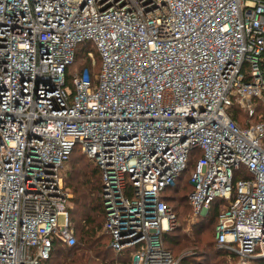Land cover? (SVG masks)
I'll return each mask as SVG.
<instances>
[{
	"label": "built area",
	"instance_id": "2783aa9c",
	"mask_svg": "<svg viewBox=\"0 0 264 264\" xmlns=\"http://www.w3.org/2000/svg\"><path fill=\"white\" fill-rule=\"evenodd\" d=\"M82 43L99 71L68 78ZM261 100L264 0H0V264L76 244L62 169L78 149L102 173L109 246L131 264H181L164 194L192 156L194 215L222 200L218 246L263 258L264 118L230 113L255 117Z\"/></svg>",
	"mask_w": 264,
	"mask_h": 264
},
{
	"label": "trees",
	"instance_id": "16d2710c",
	"mask_svg": "<svg viewBox=\"0 0 264 264\" xmlns=\"http://www.w3.org/2000/svg\"><path fill=\"white\" fill-rule=\"evenodd\" d=\"M88 51L94 52L95 55L94 64L92 63L93 59L87 56ZM83 68H88L90 70L91 76H93L94 78L96 77L100 68L99 54L91 43H82L78 45L76 49V58L74 64L68 69V78L72 72ZM241 111H243V109H241L237 105H234L230 110L232 118L236 120L238 124L240 123L239 115ZM243 113L245 116L244 118L246 119L247 117V120H244L243 124L242 123L239 124L242 127H246L251 123L258 121L259 116L264 118V100H261L259 102L257 106V115L255 117L250 118L248 114L245 113V111H243ZM73 156L85 157L90 163L94 165V167L90 166L89 163L82 165V169L78 177L79 179L77 185L76 187L73 188V190L74 193L76 194L75 202L76 203L81 202L82 205L87 204L91 206V210L95 211L96 215L95 217L92 218L88 217L87 223H85L80 227L79 239L77 232L75 230L77 242L74 246L70 247L60 242L59 240H55L50 255L44 261V264H74L78 259H83V258L85 262L88 261L90 263L93 262L95 259H99L100 254H102V250L100 251L101 241H100V235H98V232H100L99 230L102 231L101 236H103L105 239L103 243L105 248L104 252L105 253L111 252L113 254L115 253L114 258L112 259H107L106 256L108 255L104 254V257L102 258L100 264H131V252L127 251V252L118 253L115 250H113L109 246L110 237L103 229L106 213L102 202V173L100 169L90 158H88L79 149L75 150L70 156V158ZM196 159H197L196 156H192L190 158L188 168L181 173L175 186L167 190L164 194V200L173 208L178 218L177 226L174 229L167 231L163 234L164 244L166 248H168L174 254L175 257L180 258L181 264H187V260L185 258L177 256L174 250L169 246V244L172 245L180 244L181 242L180 235L177 234L178 232L177 228L179 225V215H180L179 208H183L182 213H184V217L188 216L187 213H189V208H190L192 212L193 223L196 225V228L202 229L206 226L212 225L213 226L212 231L214 232L213 241L211 242L210 249H194L193 252L198 254L196 256L197 257L202 256V258L209 256L210 258L211 257L214 258L215 260L209 264H238V259L236 254L225 248L219 247L216 240V225L218 221V215L220 212V204L223 203V201L221 200V202H217L214 205V207L211 209L210 213L201 218H198L194 215L192 206L189 204L188 194L193 188L190 178H191V173L195 166ZM80 161H81L80 158H78L75 162L78 163ZM187 172H189L188 176L186 175ZM64 178L66 185L65 175ZM184 202H187V207H185ZM101 215L103 217L102 224L99 223V221H97ZM70 217L72 220V224L75 228L72 214H70ZM188 246H190V244L188 245L186 243L184 244L183 247H188ZM65 250L68 253H72V254H76L78 252H83L85 254L83 255V257H79L77 259L72 258L68 260H56L55 255L57 253L64 254ZM194 260H197L196 261L197 264H203L200 261H198V259H194ZM248 264H264V257L254 259L250 261V263Z\"/></svg>",
	"mask_w": 264,
	"mask_h": 264
},
{
	"label": "rangeland",
	"instance_id": "374dc122",
	"mask_svg": "<svg viewBox=\"0 0 264 264\" xmlns=\"http://www.w3.org/2000/svg\"><path fill=\"white\" fill-rule=\"evenodd\" d=\"M239 122L244 123V120H247L244 118V113L241 111L239 115ZM239 123V124H240ZM80 158V162L76 163L75 161ZM89 163L90 166L94 165L90 163L85 157L82 156H73L70 158L68 162H66L63 166V174L66 177V191L70 195V201H69V209H70V214H72L73 217V223L75 224V230L78 235V239L80 237V227L87 223L88 217H95L96 212L91 210V206L84 204L82 205L81 202L76 203V194L74 193L73 188L76 187L77 182H78V177L82 169V165H85ZM186 175H189V172L186 173ZM185 207H187V202H184ZM179 225H178V232L177 234L180 235V244L179 245H172L169 244V246L174 250L175 254L179 257L185 258L187 260V264H197L194 259H198L203 264H209L212 263L215 259L210 258L209 256L202 258V256H196L198 255L197 253H194V249H210L211 242L213 241V235L214 232L212 231L213 226L209 225L206 226L202 229L196 228V225L193 223V218H192V212L189 208V213H187V217H184L183 208H179ZM99 223H103V217L102 215L98 218ZM60 224L64 222V216H60L59 218ZM193 223V224H192ZM98 235H100V241H101V246H100V251L102 250V254H100L99 259H95L93 262H90L91 264H100L102 258L104 257V254H107L106 256L107 259H112L115 256V253H105L104 252V237L101 236V230H99ZM212 231V232H211ZM190 244L188 247H183L184 244ZM80 244V242H79ZM183 245V246H182ZM85 253L83 252H78L76 254L68 253L65 250V253L63 254H56L55 259L56 260H68L72 258H79L83 257ZM201 255V254H200ZM90 264L88 261H84L83 259H78L76 263L74 264ZM111 263V262H110Z\"/></svg>",
	"mask_w": 264,
	"mask_h": 264
}]
</instances>
